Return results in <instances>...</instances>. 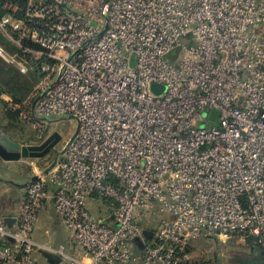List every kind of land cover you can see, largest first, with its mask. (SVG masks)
<instances>
[{
	"label": "built area",
	"instance_id": "built-area-1",
	"mask_svg": "<svg viewBox=\"0 0 264 264\" xmlns=\"http://www.w3.org/2000/svg\"><path fill=\"white\" fill-rule=\"evenodd\" d=\"M0 34L41 74L8 109L78 127L0 226V264H184L200 236L264 250V0H0ZM47 201L83 258L33 241Z\"/></svg>",
	"mask_w": 264,
	"mask_h": 264
},
{
	"label": "rangeland",
	"instance_id": "rangeland-1",
	"mask_svg": "<svg viewBox=\"0 0 264 264\" xmlns=\"http://www.w3.org/2000/svg\"><path fill=\"white\" fill-rule=\"evenodd\" d=\"M0 50L3 51V53L0 52V60L2 61V63L7 69L13 70L17 78L22 81L21 83L13 84L11 88L6 87L3 83L0 82V102H6L3 108V111L5 112L6 106H8L9 104H14V102H16L15 100L19 101V104L24 103L30 96L31 92L36 88L38 83L30 87L26 86L24 83L25 80H27L25 79V76L28 75V72L27 74H24L17 68L13 67V65L9 61V58L5 56V54L8 56L12 55V52L6 47L5 43L0 42ZM176 57L177 50L171 52L166 59L168 62H175ZM2 81L5 82V80ZM216 118L217 113L214 112L211 116V121L215 122ZM12 121H15V125L11 123L10 126H8L7 123L6 134H8L9 137H11L13 140L20 143L30 139L37 140L40 137L42 140H37L34 143L41 144L52 133H57L60 136L61 139L56 143L49 154L45 155L43 159L35 161L36 165H30V168L28 166H21L20 169L22 171L19 169V167L10 170L11 173L22 172L20 174H23L24 171L26 174H32L35 168L36 170H38L37 172H39L40 177L50 172V170L53 169V167L51 168V165L54 162L56 164V160L62 158L61 152H63L62 150L65 147V143L72 135L76 126V120L71 118L62 120H47L50 122L46 124L43 123L40 125V127L35 126L34 123L29 121L27 118H22L21 116L15 117L12 115ZM43 121L45 122V120ZM54 158L55 161L53 162ZM17 176V174H13V176L10 177V180L15 181L14 179ZM93 207L97 209H94ZM93 207V209L91 208L93 217L99 218L105 216V208L101 202L95 203ZM184 250L186 252V255L188 256V259L186 261L188 262V264H257L253 257L257 256L258 249L253 239L236 237L228 240H223L215 236H200L188 241L184 246Z\"/></svg>",
	"mask_w": 264,
	"mask_h": 264
},
{
	"label": "crops",
	"instance_id": "crops-1",
	"mask_svg": "<svg viewBox=\"0 0 264 264\" xmlns=\"http://www.w3.org/2000/svg\"><path fill=\"white\" fill-rule=\"evenodd\" d=\"M30 72L31 71H29L28 75L25 76V79L27 80H25L24 83L28 87L34 84L36 85L37 83V79L33 77L32 74H29ZM5 103L6 102H0V134L6 137L10 142L17 143L21 146L40 145L34 143L37 140H42L40 137L37 140L30 139L20 143L18 141L13 140L11 137H9L8 134H6V124L8 123L7 124L8 126H10L11 123L15 125V121H12V116L6 114L3 111ZM49 122L50 121L43 123L46 124ZM76 130H77V123L72 135L69 137L68 141L65 144H67L71 140V138L75 136ZM41 159L43 158H21L17 161H4L0 158V226L7 228L10 231L15 229L14 227L15 218L25 198L27 187L30 185L32 181H36L40 177L39 172H37L38 170H36L35 168L33 170L34 174L33 173L26 174L24 171L23 174H20L22 172L11 173L10 170L15 169L16 167L17 168L19 167L20 169L21 166L24 167L28 166L30 168L31 167L30 165H36L35 161H39ZM54 161L55 158L53 162ZM13 174L18 175L14 179L15 181L10 180L11 179L10 177L13 176ZM63 226L64 225L60 215L55 212L52 203L50 201H47L46 204L44 205V208L42 209V211L38 216L37 223L32 233V239L37 245L42 246L51 251H54L56 253L62 254L66 258H70V259L83 258L85 256L83 250H81L74 244L72 233L69 230H67L65 226L64 227ZM47 255L56 256L59 259L58 264H67V260L63 259L62 257L56 254H48L47 252H43L40 250H36L32 254L33 264H49L47 260Z\"/></svg>",
	"mask_w": 264,
	"mask_h": 264
},
{
	"label": "water",
	"instance_id": "water-1",
	"mask_svg": "<svg viewBox=\"0 0 264 264\" xmlns=\"http://www.w3.org/2000/svg\"><path fill=\"white\" fill-rule=\"evenodd\" d=\"M151 92L155 95H160L164 92V88L152 85ZM78 132V127L75 133V136L69 141L72 142L74 137H76ZM60 136L57 133H53L49 138H47L42 144L38 146H21L17 143L10 142L6 137L0 134V158L4 161H17L21 158H43L47 155L53 147L59 142ZM57 161V160H56ZM55 162L51 165V168L54 167ZM50 169V168H49ZM144 237L146 240L151 239V234L149 232H144ZM138 246L140 242L136 240ZM47 260L49 264H58L59 259L56 256L47 255Z\"/></svg>",
	"mask_w": 264,
	"mask_h": 264
},
{
	"label": "trees",
	"instance_id": "trees-1",
	"mask_svg": "<svg viewBox=\"0 0 264 264\" xmlns=\"http://www.w3.org/2000/svg\"><path fill=\"white\" fill-rule=\"evenodd\" d=\"M0 42L1 43H5L6 47L11 51L13 52L14 49L10 46V44H8L3 36L0 34ZM29 74H32L33 77H35L37 79V83L38 81L40 80L41 78V74L38 72V71H31ZM2 80H5L2 81ZM0 82L3 83L6 87L8 88H11L13 84H18V83H21L22 81L20 79L17 78L15 72L11 69H7L5 67V65L2 63V61L0 60ZM16 102H14L15 104H19L20 102L15 100ZM5 113L10 115V116H19V113L18 112H15V111H11L10 109H8V106H6V110H5ZM256 247L258 249V254L256 257H253V259L255 260V262L257 264H264V250L262 248H260L257 244H256ZM137 252H141V249L140 248H136ZM252 260V258H251ZM184 264H188V262H185Z\"/></svg>",
	"mask_w": 264,
	"mask_h": 264
}]
</instances>
